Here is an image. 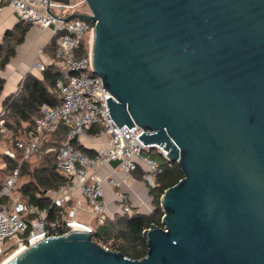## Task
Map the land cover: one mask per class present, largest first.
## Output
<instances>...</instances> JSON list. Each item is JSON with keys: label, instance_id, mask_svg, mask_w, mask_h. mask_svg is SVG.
Segmentation results:
<instances>
[{"label": "water", "instance_id": "water-1", "mask_svg": "<svg viewBox=\"0 0 264 264\" xmlns=\"http://www.w3.org/2000/svg\"><path fill=\"white\" fill-rule=\"evenodd\" d=\"M85 1L68 19L93 24L112 120L138 125L183 178L140 260L72 231L6 264H264V0Z\"/></svg>", "mask_w": 264, "mask_h": 264}, {"label": "built area", "instance_id": "built-area-1", "mask_svg": "<svg viewBox=\"0 0 264 264\" xmlns=\"http://www.w3.org/2000/svg\"><path fill=\"white\" fill-rule=\"evenodd\" d=\"M4 6L12 8L25 24L42 30L54 27L51 30L58 43L56 56L46 64L36 61L34 69L41 74L50 63L58 67L62 77L56 88L62 104L56 107L43 104L41 116L35 120V129L27 131L24 138L15 140V147L22 152V157L0 190V258L17 255L40 239L63 236L72 231L90 233L96 242L94 225H103L110 217L105 184L116 189V213L132 215L131 199L122 184L133 181L135 172L142 168L143 180L149 189H155L159 163L147 154L151 148L138 138L143 133L138 125L134 124L130 129L126 125L118 128L112 120L107 106L112 95L93 72L90 40L88 54L78 57L84 38L90 36L91 39L93 24L80 18H68L89 14L86 1L0 0V10ZM19 90L20 87L15 94ZM60 123L68 127L67 139L57 147H45V141L56 132ZM96 125L101 129L92 136L89 131ZM0 133L12 135L6 127L2 108ZM97 137L105 138V142L94 156L74 146V142L85 146V141ZM3 150L8 157L18 158L16 151ZM49 152L57 154V169L67 179L61 187L46 193L52 202L48 208L37 206L30 197H24L18 184L24 160H42ZM161 153L166 158V152ZM113 160L120 161L115 169L119 170L121 181L113 173L103 177L99 172ZM83 201L89 209L84 207ZM51 207L57 209L54 218L50 217Z\"/></svg>", "mask_w": 264, "mask_h": 264}, {"label": "trees", "instance_id": "trees-1", "mask_svg": "<svg viewBox=\"0 0 264 264\" xmlns=\"http://www.w3.org/2000/svg\"><path fill=\"white\" fill-rule=\"evenodd\" d=\"M30 28L31 25L20 22L0 37V71L6 69L12 58L15 57L18 46L24 43ZM89 40L90 36L84 38L78 49L79 58L88 54ZM57 46V38L54 37L46 48L51 59L55 58ZM61 77L62 74L58 67L54 63H50L40 76L27 74L20 84L19 92L2 102L1 108L5 110L6 127L12 135L0 133V143L16 151L18 155L17 159H12L4 152H0V174L5 178L17 168L22 157V152L15 147V140L24 138L27 131L35 129V120L41 116L43 104L48 103L53 107L62 104L60 92L56 88ZM4 87L5 81L0 78V97ZM100 129L101 127L96 125L89 132L96 134ZM67 133L68 127L64 123H60L56 132L45 141V147L61 145L67 139ZM74 146L88 155L94 156L95 154V150L78 144V142H74ZM153 150L155 149H150L147 152L152 156ZM157 150L161 158L158 161L160 173L157 187L150 189L153 198L152 210L149 213L132 215L116 213L106 220L101 229H96L95 226L94 237L98 244L110 250L119 251L134 260H140L147 255L148 246L143 238V233L152 225L162 227L164 213L161 208V198L164 192L183 178V172L178 163L169 161L159 149ZM56 164L57 154L53 152L46 153L42 160H24L18 184L19 192L24 197H30L37 206L49 208L52 202L46 193L58 189L67 179L55 168ZM136 173L137 178L143 179L144 169L140 168ZM4 180L0 179V190ZM56 210L51 207V218H54Z\"/></svg>", "mask_w": 264, "mask_h": 264}, {"label": "crops", "instance_id": "crops-1", "mask_svg": "<svg viewBox=\"0 0 264 264\" xmlns=\"http://www.w3.org/2000/svg\"><path fill=\"white\" fill-rule=\"evenodd\" d=\"M19 23L20 21L15 11L8 6H4L0 10V37H2L7 31L16 27ZM53 39L54 35L51 29L42 30L37 26H31L24 43L18 46L15 57L12 58L6 69L0 71V78L5 81V87L0 97V109L2 102L17 92V89H19L21 82L27 74L30 73L40 76V74H37V70L34 69V64L36 61L46 64L49 59H51L46 48ZM91 135L95 136L93 133ZM104 142L105 138L97 137L86 142L85 146L89 149L95 150L96 154V150L100 148ZM1 144L2 143H0V145ZM0 149H2V146H0ZM2 150H0V152H3ZM99 172L103 177L113 173L117 180L121 181L122 179L119 170L109 165L102 167ZM137 177V173L134 174V180L123 183L122 187L129 194L133 209H137L139 213H149L152 210L153 204L151 191L146 182ZM115 192L116 189L114 187L107 183L105 184V201L107 203V210L110 217H113L116 214L118 208ZM83 205L85 208L89 209L86 202L83 201ZM83 218L89 219L88 216H84Z\"/></svg>", "mask_w": 264, "mask_h": 264}, {"label": "rangeland", "instance_id": "rangeland-1", "mask_svg": "<svg viewBox=\"0 0 264 264\" xmlns=\"http://www.w3.org/2000/svg\"><path fill=\"white\" fill-rule=\"evenodd\" d=\"M38 72V71H37ZM37 74H40L39 72L37 73ZM85 142H88V141H85ZM0 146H2V149L4 148V149H9L6 145H4V144H1ZM2 149H0V150H2ZM2 151H4V150H2ZM147 154H149L148 152H147ZM159 151L157 150V149H155V150H153L152 151V158L154 159V160H156L157 162L158 161H160L161 160V158L159 157ZM0 179L1 180H4L5 179V177L4 176H2V174H0ZM137 213H139V211L137 210V209H133V214H137ZM94 226H96V229H101V226L102 225H94ZM103 228V227H102ZM9 257V255H4V256H2L0 259V264H2L7 258Z\"/></svg>", "mask_w": 264, "mask_h": 264}, {"label": "bare ground", "instance_id": "bare-ground-1", "mask_svg": "<svg viewBox=\"0 0 264 264\" xmlns=\"http://www.w3.org/2000/svg\"><path fill=\"white\" fill-rule=\"evenodd\" d=\"M16 255H13L12 257L6 259L2 264L8 263L11 259H13Z\"/></svg>", "mask_w": 264, "mask_h": 264}]
</instances>
